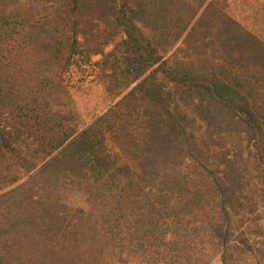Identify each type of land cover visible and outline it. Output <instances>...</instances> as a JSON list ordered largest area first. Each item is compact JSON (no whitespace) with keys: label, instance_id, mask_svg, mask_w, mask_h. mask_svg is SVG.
<instances>
[{"label":"trees","instance_id":"trees-1","mask_svg":"<svg viewBox=\"0 0 264 264\" xmlns=\"http://www.w3.org/2000/svg\"><path fill=\"white\" fill-rule=\"evenodd\" d=\"M191 42L223 60L177 59ZM93 54L112 95L80 129L66 83ZM130 246L264 264V41L218 0H0V264Z\"/></svg>","mask_w":264,"mask_h":264},{"label":"rangeland","instance_id":"rangeland-1","mask_svg":"<svg viewBox=\"0 0 264 264\" xmlns=\"http://www.w3.org/2000/svg\"><path fill=\"white\" fill-rule=\"evenodd\" d=\"M219 6L236 20L244 29L264 41V0H218ZM119 34L113 37V42L119 39ZM113 42L107 43L103 46L104 52H108L113 47ZM193 45V46H192ZM182 48L178 49L176 53L177 59H188L192 61H222L220 51L212 52L208 46H198L196 42L188 44H181ZM208 49V56L203 50ZM100 54H93L90 56V63L86 67H73L70 72V79L67 80L66 90L70 107L73 108L77 116L76 124L78 128L84 127L96 115L102 112L110 103L111 92L109 89L110 83L105 77V72L96 67L95 63L101 61ZM207 61V63H208ZM66 101V98H64ZM63 100V101H64ZM112 146V139L109 140ZM127 162V159L122 157L120 163ZM194 221V220H191ZM193 223L189 224V229L193 227ZM196 224V222L194 223ZM196 226L193 228L195 230ZM152 235L153 242L146 243L151 245V248L156 250L158 239ZM195 233H192L193 239L197 244L195 245L204 253L201 242L196 240ZM200 239V238H199ZM129 264H185V259L178 258L175 251L170 250V253L163 257V255L154 254L149 255L148 251L143 249L127 248ZM193 264V263H189ZM211 264H219L218 261L213 260Z\"/></svg>","mask_w":264,"mask_h":264},{"label":"built area","instance_id":"built-area-1","mask_svg":"<svg viewBox=\"0 0 264 264\" xmlns=\"http://www.w3.org/2000/svg\"><path fill=\"white\" fill-rule=\"evenodd\" d=\"M82 66H83V67H86V66H88V64H82Z\"/></svg>","mask_w":264,"mask_h":264}]
</instances>
